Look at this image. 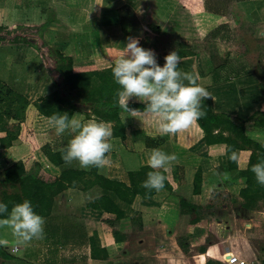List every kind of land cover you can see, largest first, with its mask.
Returning <instances> with one entry per match:
<instances>
[{
    "label": "crops",
    "instance_id": "1",
    "mask_svg": "<svg viewBox=\"0 0 264 264\" xmlns=\"http://www.w3.org/2000/svg\"><path fill=\"white\" fill-rule=\"evenodd\" d=\"M179 1L153 0L152 4V0H0V29L2 28L3 31L12 29L17 33L16 29L27 31L43 25L44 22L49 23L42 36L36 34L28 36L32 37L34 41H36V37L44 43L48 41L55 50L64 56L72 57L73 73L96 71L113 66L116 59L122 55V48L128 43V38L117 24L116 16L117 11L126 9L132 12L135 18L133 27L140 28L141 31V36L134 38L139 40L140 47L154 52L159 66L164 65V57L172 51L188 55L181 57L178 70L198 77V83L205 86L211 94L214 112L227 114L237 119H245L256 110L264 112L262 104L264 99L261 96L263 93L260 92L253 73L244 74L241 69H230L229 64L224 62V59H227V53L223 51V53L217 52L219 58L223 59L222 64L218 67L213 66L212 62L220 59L212 60L210 55L207 57L197 56L190 44L199 42L202 37H198L201 39L197 40L193 34L189 35L194 30L193 19L205 16L204 22L206 23H202L203 29L210 33L220 27L226 33L225 41L228 37H232L234 31V36L237 39L247 37L253 43L264 44V0H232L230 8L234 6L233 9H236L235 17L227 16L226 8L230 4L227 5L226 0H222L225 2L223 3L225 6L222 4L219 8L220 14H212L207 11L209 7L212 8L209 5L204 6L205 12L197 11L198 13H195L185 1L182 4ZM144 22H151L152 27L146 26ZM213 22L215 23L213 24ZM185 31H187V35L194 38L182 39L181 35ZM208 34L207 37H209ZM143 36H147L149 39ZM204 37L206 38L203 35ZM25 40L29 41V39ZM19 41L14 44L0 43V48H4V54H0V81L7 86L11 85L10 88H14V91L25 96L29 102H33L43 97L50 88L46 86L48 74L45 72L44 78V75L41 74L44 70L42 66L48 67L51 71L52 67L49 65V57H43L39 53L42 48L36 47V43L24 44L23 38ZM161 43L176 46L164 50V44ZM219 45L221 46L220 42ZM32 51L34 53H31ZM229 73L231 76H228ZM262 73H264V69ZM51 74L50 76L52 78L55 76L54 80L58 82L54 71ZM48 80L50 81L49 78ZM38 81L43 82L40 88L35 85ZM58 84L56 83V85ZM119 102L121 103L120 100ZM128 103L144 105L136 98H130ZM76 105L79 109L73 112L71 117L77 115V118L82 121L93 119L87 116L86 107ZM119 120L124 129V138L121 142L112 138L113 149L109 154L111 164L103 169H97L98 174L109 180L126 184V173L142 166H148L147 160L151 150L159 148L166 153L177 155L178 162L172 167L182 169L183 183L178 186L172 184L173 191L170 193L156 192L146 200L134 198L131 204L121 202L112 192L97 186H92L85 191L80 190L79 187L67 188L53 198L50 212L44 217V239L33 240L27 247H17L10 231L0 230V239L9 241L6 247H1L8 258L0 257V264H103L109 261L111 256H117V249H126V240L130 235L142 234L147 230L148 227L145 226L142 219L148 212L149 203L154 197L163 196L175 201L179 214V198L187 201L193 200L203 206L207 203L212 190L229 194L227 189L218 187L216 181L219 180L214 178L223 172L217 169L225 164L224 145L206 146L197 125L175 135H161L154 117L137 120L120 113ZM243 127L245 134L251 140L264 144L263 129L255 127L252 122L244 123ZM33 129L38 150L31 151L27 144L19 141L14 142L8 148L0 149V181L3 179L4 169L22 159L27 160L24 163L26 170L37 163L39 165L37 166L38 175L46 182H51L60 169L88 171L80 168L76 162L71 165L64 163L60 167L54 168L40 155L39 149L43 146H47L53 152L64 151L72 139L71 133L66 132L57 136L55 129L48 124L47 119L40 115L35 116ZM3 136L4 134L0 133V138ZM145 139L148 144L154 146L146 147ZM235 152L237 154L236 170L231 171L230 174L245 170L249 157L248 151ZM197 169L200 170L202 179L200 194L192 196L191 182ZM166 173L171 178V169ZM204 177H207V181L204 180ZM240 187L239 184L238 190ZM101 196L108 198L123 213V218L113 226L105 222L113 219V216L87 207V203ZM236 199L240 200L238 197ZM241 209L260 216L257 219H261L264 226V208L259 211L246 210L242 207ZM131 211L139 213L141 230H137L136 227L131 228L129 223ZM251 226L253 230L259 229L260 222H253L248 227ZM112 229L125 236L121 247L113 242ZM91 235L96 238L99 248L105 251L107 255L105 260L90 258L89 237ZM172 239L174 241V237ZM221 240L217 241L221 242ZM222 243L223 240L220 245ZM206 251L208 252L207 248ZM206 251L205 253H207ZM203 254L198 253V255ZM222 258L223 256L212 260L223 263Z\"/></svg>",
    "mask_w": 264,
    "mask_h": 264
},
{
    "label": "trees",
    "instance_id": "2",
    "mask_svg": "<svg viewBox=\"0 0 264 264\" xmlns=\"http://www.w3.org/2000/svg\"><path fill=\"white\" fill-rule=\"evenodd\" d=\"M212 3L215 7H209L207 11L212 14H220L219 8L225 2L212 0ZM204 6L207 7V3ZM116 16L117 24L126 37L134 38L135 33L133 31L135 27L133 26L135 25V18L133 13L124 9L117 11ZM220 29V27L215 28L209 35L212 38L216 37ZM2 40L3 38L0 37V41ZM54 53V71L60 83L54 86V90L51 88L39 100L29 102L25 96L0 81V133L4 134L0 138V149L8 148L14 142L19 141L27 144L31 151L38 150L33 129L35 116L40 115L46 118L53 114L67 113L70 118L73 112L79 109L76 104L86 107V110H88L87 116L98 121L110 122L113 127V138L121 142L124 138V129L119 120V115L122 111L118 96L119 85L115 83L112 75V67L114 65L96 71L73 73L72 57L64 56L57 50ZM185 54L180 53L179 56H188ZM210 57L214 60L212 54ZM249 72L245 71L244 74ZM262 74L264 76V73ZM259 90L264 94V82L259 84ZM128 107L144 111L146 105L128 103ZM203 107L206 116L198 122L197 126L202 133L204 144L206 146L213 144L224 145L225 164L219 167L218 171L231 172L236 170L235 161L229 159V155L225 154L226 145L232 151L249 152L245 170L237 171L236 173L243 180V186L238 190V196L242 200L241 207L243 209L259 211V208H264V186L256 182L251 168L252 165L264 161V144L251 140L245 134L243 125L246 122H252L255 127L264 130V112L256 110L245 119L233 118L227 114L214 112L211 98L203 100ZM144 118H152V116L146 115ZM144 142L148 148L154 146L148 144L147 139ZM39 150L41 157H44L46 162L54 168H58L65 163L62 159L64 151L53 152L47 146L40 147ZM26 161V159L18 160L3 171V179L0 181V202L7 204L9 211L14 205L28 200L31 202L34 211L45 217L50 212L53 198L67 188L74 187H79L80 190L85 191L92 186H97L112 192L121 202L126 204H131L134 198L149 199L156 193L155 191L148 192L142 187L143 182L147 179V173L153 171L148 166L128 171L126 173V184L105 178L97 173L96 168H91L88 171L60 169L51 182H46L38 175L37 166L39 165L34 163L33 167L26 170L24 167ZM170 174L171 178L165 173V187L162 190L169 193L173 191L172 184L178 186L183 183V172L180 167H171ZM200 185L201 172L197 169L192 178V196L200 194ZM225 196L227 195L223 192L212 190L207 203L203 206L196 201H187L179 198V214L181 216L193 214V217L187 222L188 225L202 224L215 238L221 239L222 222L218 219H213L211 210L227 208L228 200H225ZM258 201H261V206L258 205ZM87 207L113 216V219L105 221L110 226L118 223L123 218V213L104 196L87 203ZM129 223L131 228L136 227L137 230H141L139 213L131 211ZM111 237L113 242L120 247L125 240V236L115 229L111 230ZM174 241L180 251L185 253L189 245L187 239L185 237H175ZM89 250L90 258L93 260H105L107 258L105 251L99 248L96 238L92 235L89 237ZM205 251L206 249L199 248L198 253L203 254ZM0 257L2 259L8 258L1 250V247ZM204 264L220 263L207 259Z\"/></svg>",
    "mask_w": 264,
    "mask_h": 264
},
{
    "label": "clouds",
    "instance_id": "3",
    "mask_svg": "<svg viewBox=\"0 0 264 264\" xmlns=\"http://www.w3.org/2000/svg\"><path fill=\"white\" fill-rule=\"evenodd\" d=\"M164 61V65L159 66L153 51L140 47L138 39L129 37L122 55L112 67V75L119 85L120 108L125 116L140 120L151 115L156 118L161 135H175L198 125L206 116L203 100L211 98V94L198 83L197 76L178 70L181 57L177 51L170 52ZM130 98L145 104L144 111L129 108ZM46 119L57 136L66 132L72 134L62 155L65 164L76 162L85 170L103 169L111 164L113 127L110 122L82 121L77 115L69 118L67 113L53 114ZM225 154L233 161L237 159L236 152L227 145ZM176 162L175 153L152 149L147 165L153 171L147 173L142 187L148 192L162 191L165 173ZM251 171L256 182L264 186V161L252 165ZM44 225V217L34 211L30 201L16 204L10 211L7 204L0 202V230L10 231L17 247H27L33 240L44 239ZM8 243V240L0 239V247H6Z\"/></svg>",
    "mask_w": 264,
    "mask_h": 264
},
{
    "label": "rangeland",
    "instance_id": "4",
    "mask_svg": "<svg viewBox=\"0 0 264 264\" xmlns=\"http://www.w3.org/2000/svg\"><path fill=\"white\" fill-rule=\"evenodd\" d=\"M183 1H185L186 4L189 5V8L194 10L195 13L205 12V3H207V5L209 6L214 7L212 5L214 3H212V0H180L179 2L181 4L185 3ZM230 2H232V0H226L227 5L230 4L226 8L227 16L233 15L235 17L237 15L234 14L236 9H233L234 6L230 8ZM223 6H225V4H223ZM204 20H206L205 16L199 19H193L192 25L194 30L189 33V35L193 34V36L196 37L197 40L201 39L198 37H202L199 42L196 41L190 44V46L193 47V50H195L196 55L200 57H207L212 54L214 56V59H220L212 62L213 66H218V64H222L223 59L219 58L217 52H226L227 59H224V62H226L225 64H229L228 66L230 69H241L242 72L250 71L253 73V77L256 79L258 85L261 82H264V76L262 74L264 69V44L253 43V41L247 37H241L237 39L236 36H234V31L232 37H228L225 41L224 38L226 36V33L223 31V29L219 30V35L217 34L216 37L212 38L210 36L211 32L209 33L208 30L203 29L202 23H206L204 22ZM147 21H149L148 18ZM221 21H223V19H221ZM144 23L146 26L152 27L151 22ZM214 23L215 22H213V24ZM48 24L49 23L44 22L43 25H40L37 28L28 29L27 31L16 29L18 31L17 33H15L12 29L3 31V29L1 28L0 37L3 38V40L0 41V43H19V40H21L22 38V42L24 44L36 43V47H38L39 49L42 48V51H40L39 53L43 55V57H49V65L52 67V71H54L55 49L53 48V46L48 41L44 43L43 41H41V39L39 40L36 37V42L34 41V39H32V37L28 36L31 34L42 36V33L49 26ZM205 31L208 32L205 33ZM133 32L135 33V38H139L141 36L140 28H135ZM182 34L183 35L181 36L184 40L194 38L187 35V31L183 32ZM207 34L209 37H207ZM23 35L26 37L24 38ZM203 35L206 36V38H203ZM144 38L149 39V37L147 36H145ZM219 38H221V41H223H219ZM25 39H29V41H26ZM219 42L221 43V46L219 45ZM175 46L172 44H164V50L172 49V47ZM1 53L4 54V48H0V54ZM31 53H34V51H32ZM42 69H44L43 72H41V74L44 75L43 78L46 76V72L49 76L48 78L50 79L49 81L46 76V86L50 87L49 90L51 88L52 90H54V86H56V83H60L59 78L57 77L58 82H56L54 80L55 76L53 78L50 76L53 73L51 74L52 71L48 69V67L45 68V66L43 65ZM228 76H231V73H229ZM42 83L43 82L38 81L35 85H37L36 87L40 88L43 85ZM9 87L12 86L10 85ZM261 96L264 99V94H262ZM262 104L264 105V103ZM235 174H230V172H222V174L214 177L215 179L219 180L216 181V183L219 185L218 187L227 189L226 191L227 193H229L227 196H225V200H228L229 203L227 208H215L211 210L213 219H218L222 222V245H220L222 240L221 242H218V239L215 238L212 233L207 231L206 228L202 226V224H198L195 226L188 225L187 222L193 217V214L185 217L180 216L178 214L175 201L163 196L154 197L149 203V210H147L148 212L144 214V217L142 219L144 220L145 226L148 227L147 230L142 234L130 235L126 240V249H117V256H111V259L103 264H204L205 260L207 259L216 260L221 256L227 259L229 257V254L236 255L238 258L244 260L247 264H264L263 222L261 219H257L260 218V216L258 217L255 213H248L241 209L242 200L238 196V187L239 184L241 187L243 186V180L241 177H238ZM204 180L207 181V177H204ZM237 197L240 199L239 201L236 199ZM260 203L261 201L258 203L259 206H261ZM258 221L260 222L259 229L253 230L252 226L248 227L253 222ZM173 237H185L187 239L189 245L185 253H182L176 246L175 241H173L172 239ZM199 248H207L208 252L206 251L207 253L198 255Z\"/></svg>",
    "mask_w": 264,
    "mask_h": 264
},
{
    "label": "built area",
    "instance_id": "5",
    "mask_svg": "<svg viewBox=\"0 0 264 264\" xmlns=\"http://www.w3.org/2000/svg\"><path fill=\"white\" fill-rule=\"evenodd\" d=\"M219 263L220 264H247L244 260L232 254H229V257L224 261V263H221V262Z\"/></svg>",
    "mask_w": 264,
    "mask_h": 264
},
{
    "label": "bare ground",
    "instance_id": "6",
    "mask_svg": "<svg viewBox=\"0 0 264 264\" xmlns=\"http://www.w3.org/2000/svg\"><path fill=\"white\" fill-rule=\"evenodd\" d=\"M225 260H226V259L223 257V258H222V262L224 263Z\"/></svg>",
    "mask_w": 264,
    "mask_h": 264
}]
</instances>
